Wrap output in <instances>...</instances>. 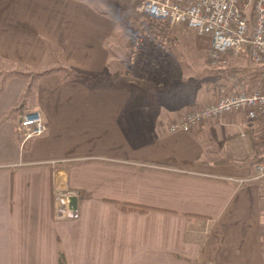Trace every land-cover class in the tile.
<instances>
[{"label": "crops", "instance_id": "1", "mask_svg": "<svg viewBox=\"0 0 264 264\" xmlns=\"http://www.w3.org/2000/svg\"><path fill=\"white\" fill-rule=\"evenodd\" d=\"M159 22L138 99L144 62L123 70L126 85L107 81L117 31L109 15L85 0H0V264H58L59 250L66 264H264V182L252 180L264 162L261 122L237 112L169 130L221 87L238 92L253 78L189 74L186 46L173 40L186 31ZM58 67L106 81L40 77L34 110L46 130L23 145L20 116H7L28 79L19 72ZM54 173L76 192L77 217L55 218Z\"/></svg>", "mask_w": 264, "mask_h": 264}, {"label": "built area", "instance_id": "2", "mask_svg": "<svg viewBox=\"0 0 264 264\" xmlns=\"http://www.w3.org/2000/svg\"><path fill=\"white\" fill-rule=\"evenodd\" d=\"M139 15L153 21H165L168 26H185V30L210 38L209 60L212 64L226 63L228 54L239 57L247 54L250 61L260 65L251 74L250 84L238 92L221 87L216 99L208 104L195 105L169 125L171 132L192 131L203 121L218 120L225 115L241 112L264 128V0H135ZM248 48V49H247ZM247 77L245 72L242 78ZM230 78H234L231 76ZM232 80V81H236ZM46 125L38 111L19 117L17 132L24 145L42 135ZM253 181H264V162L256 165ZM52 196L55 218L77 217L76 192L52 177Z\"/></svg>", "mask_w": 264, "mask_h": 264}, {"label": "rangeland", "instance_id": "3", "mask_svg": "<svg viewBox=\"0 0 264 264\" xmlns=\"http://www.w3.org/2000/svg\"><path fill=\"white\" fill-rule=\"evenodd\" d=\"M126 1H132L135 6H133V13L136 14V1L135 0H126ZM99 2L100 8L108 10L109 12H113L115 14L118 13L121 17V23L122 27L119 26L116 31V35L111 37L108 41V46L111 49V56H112V62H111V71H109V80H107L109 83L118 84V85H126L128 81L132 80L130 78H123L119 77L122 76L123 73V66H121V61L126 54V41L128 40V35H124L125 32L128 30H134L139 26L138 20L134 19L131 12L124 8L120 12L118 11V4L120 3V0H97ZM160 23V22H158ZM162 26L164 23H161ZM155 25H153L154 27ZM162 26H155L156 28L162 27ZM180 27H183L185 30V26L178 25ZM171 26H169L170 28ZM146 28V26H145ZM170 29H174V26ZM186 33H180L177 34L176 38L173 37V40L177 41L178 43H182L186 46V50L183 51L185 54V57L188 58L184 62V66L188 68V73L195 76L199 70L203 73V78H230L231 76H234V78H242L244 75V72L247 77L249 78L251 74H256L259 69L260 65H256L250 61V58L247 54H241L239 57H232L230 54L225 56L226 63L222 65L218 64H212L209 60V50H210V38L208 36H199L196 33H193L191 31L185 30ZM172 40V41H173ZM184 48V47H183ZM151 61L148 62L146 59L144 69L141 71L140 76H146L144 78L134 76L135 81H133V84H136L138 86V83L141 82L144 87L141 86L137 87V91L139 98L138 99H146L145 97V87L146 85H149L151 83L150 79L151 71L148 70V66L151 65ZM57 65V64H56ZM183 66V65H182ZM14 68H11V66H6L5 69L1 70L2 72L6 73V70H12ZM195 69L198 70V72H195ZM110 70V69H109ZM115 74H112L114 72ZM187 71V70H186ZM145 73V74H144ZM121 74V75H120ZM144 74V75H143ZM199 75V74H197ZM148 77V78H147ZM7 78H0V88L4 86V81ZM132 84V85H133ZM9 116V114H7ZM12 119V118H11ZM249 120V119H248ZM12 122H16L15 119H12ZM264 182V181H261ZM264 185V183H263ZM262 221H263V242H264V192L262 196ZM263 255H264V246H263Z\"/></svg>", "mask_w": 264, "mask_h": 264}, {"label": "trees", "instance_id": "4", "mask_svg": "<svg viewBox=\"0 0 264 264\" xmlns=\"http://www.w3.org/2000/svg\"><path fill=\"white\" fill-rule=\"evenodd\" d=\"M85 1L91 4L95 10L109 15L111 19L116 21L117 28L119 26L122 27L121 17L118 13L115 12L114 14L113 12H109L108 10L100 8V5L98 4L99 2H97V0H85ZM117 6L119 12L122 9L127 8L131 12L133 18L138 20L139 23V26L136 29L130 31L128 30L124 34V35H128V40L126 41L127 58H125L124 60L123 70L124 71L126 70L125 72H128L129 71L128 68H130L132 71H136L139 63L144 62L145 65V61L149 54L148 53L149 49L151 48L152 20L145 16L139 15L137 12L136 14H134L132 10H133V6L135 5L132 1L120 0V3ZM114 35H116V33ZM132 61L134 63L133 65L130 64ZM19 73L25 75L28 79L26 85L23 87V91L17 105H15L14 107L10 108L7 111V114H9V116H11V118L15 120L17 119L18 115L21 116L24 113L34 110L36 104V98H37V81L40 77L44 75L50 73H59L61 74L63 79H66L68 77L82 78L86 83L90 85H94L102 81H106L99 77H93L91 79L83 78L79 73H76L69 68H63V67L51 68L36 73H24V72H19ZM3 89L4 87L0 88V94L2 93ZM18 125H19V121L17 122V126ZM15 135L20 136L21 138V135L18 132H16ZM109 202L115 204L121 211L124 212H129V211L146 212L148 210H155V208L125 203V202H116V201H109ZM58 264H66L64 253L61 250H59L58 253Z\"/></svg>", "mask_w": 264, "mask_h": 264}]
</instances>
